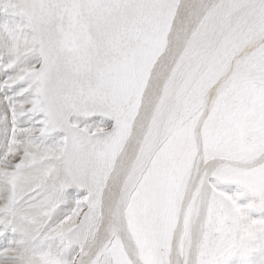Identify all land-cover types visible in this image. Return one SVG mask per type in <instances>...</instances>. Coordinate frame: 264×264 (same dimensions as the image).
<instances>
[{
  "label": "snow or ice",
  "instance_id": "6c2138e0",
  "mask_svg": "<svg viewBox=\"0 0 264 264\" xmlns=\"http://www.w3.org/2000/svg\"><path fill=\"white\" fill-rule=\"evenodd\" d=\"M9 12L0 264H264V0Z\"/></svg>",
  "mask_w": 264,
  "mask_h": 264
},
{
  "label": "rangeland",
  "instance_id": "374dc122",
  "mask_svg": "<svg viewBox=\"0 0 264 264\" xmlns=\"http://www.w3.org/2000/svg\"><path fill=\"white\" fill-rule=\"evenodd\" d=\"M0 20L9 21V22H11L13 24H17V25L23 24L26 22L24 17H22L21 15H17V17H16V16L12 15L11 12L0 15Z\"/></svg>",
  "mask_w": 264,
  "mask_h": 264
},
{
  "label": "bare ground",
  "instance_id": "6f19581e",
  "mask_svg": "<svg viewBox=\"0 0 264 264\" xmlns=\"http://www.w3.org/2000/svg\"><path fill=\"white\" fill-rule=\"evenodd\" d=\"M11 14H12V13H11ZM12 15H14V14H12ZM14 16L17 17V15H14ZM230 187H231L232 189H235L236 186H235V185H231ZM226 190H227V189H226Z\"/></svg>",
  "mask_w": 264,
  "mask_h": 264
}]
</instances>
